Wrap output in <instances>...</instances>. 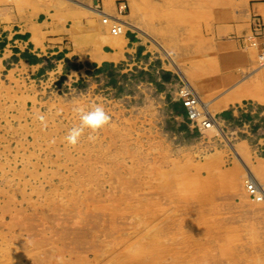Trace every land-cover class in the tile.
<instances>
[{
	"label": "rangeland",
	"instance_id": "rangeland-1",
	"mask_svg": "<svg viewBox=\"0 0 264 264\" xmlns=\"http://www.w3.org/2000/svg\"><path fill=\"white\" fill-rule=\"evenodd\" d=\"M59 1L80 13L67 27L86 19L88 48L101 16L84 3L132 25L115 61L48 52L37 70L0 52V264H264V202L244 187L245 164L264 186V101L252 97L264 70L251 55L264 53V0ZM184 77L220 131L188 115ZM92 104L110 122L69 146L74 107Z\"/></svg>",
	"mask_w": 264,
	"mask_h": 264
},
{
	"label": "crops",
	"instance_id": "crops-1",
	"mask_svg": "<svg viewBox=\"0 0 264 264\" xmlns=\"http://www.w3.org/2000/svg\"><path fill=\"white\" fill-rule=\"evenodd\" d=\"M254 9L264 14V3L256 5ZM68 13H73V16L79 14L73 8L63 10L59 0H35L31 7L23 6L18 0H0V52L3 50L5 54H9L12 64L21 63L23 57L31 56L32 62L27 63V66L37 67V70L43 67V56L48 52L57 53V56L71 54L78 58L85 54L86 58L93 57L96 62L115 61L114 59L122 58L125 52L121 50V45L105 41L101 37L98 39V46L88 48L86 39L79 36V33L86 31L80 25L84 20L81 23L77 22V28L80 26L78 31H72L64 24ZM62 27L64 29H61ZM77 34L80 39L75 37ZM78 45L80 48H77ZM103 56L111 57L107 59ZM99 57H103L101 61L98 60Z\"/></svg>",
	"mask_w": 264,
	"mask_h": 264
},
{
	"label": "bare ground",
	"instance_id": "bare-ground-1",
	"mask_svg": "<svg viewBox=\"0 0 264 264\" xmlns=\"http://www.w3.org/2000/svg\"><path fill=\"white\" fill-rule=\"evenodd\" d=\"M37 1H40V0H37ZM203 1V0H202ZM105 2H106V0H105ZM82 3V2H81ZM83 4V3H82ZM92 4V3H91ZM107 5V2L106 3H104V5ZM58 5V4H57ZM84 5H85V7L86 8H88L89 10H91L93 13H95V14H97V15H99V16H101V22L99 21V19L98 20H96L95 18V22H94V28H95V31L96 32H98V35H99V38L101 37L103 40H105V41H110V42H113L114 44H117V45H121V43H122V39L120 38V36L121 35H125V27L126 26H128V25H132V24H130V23H128V22H126L125 20H123V19H121V18H119L120 20L119 21H121L120 23L123 25V31H121V32H119V33H113L112 32V28L109 26V24H108V22H106V21H104V18L106 17L107 18V20H112L113 21V23H115L116 22V20H114L116 17L114 16V15H112V14H110V13H108V12H106L102 7H101V4L99 5V7L98 6H96L95 5V3L93 4V5H90V4H88V3H84ZM12 6V5H11ZM54 6H55V4H54ZM104 7V6H103ZM118 7H119V5H118ZM125 7H126V4H125ZM68 8L69 7H67V10H68ZM118 9V8H117ZM70 10V9H69ZM31 11V10H30ZM62 11V10H61ZM109 11V10H108ZM67 12V11H66ZM68 12H70V11H68ZM63 13V12H62ZM256 13V12H255ZM29 14V13H28ZM31 14V13H30ZM55 14H56V12H55ZM73 14V13H72ZM80 14V13H79ZM119 13H117V15H118ZM58 15V14H57ZM60 15V14H59ZM68 15H70L69 13H68ZM67 15V17H69ZM19 16V15H18ZM59 16H57V18H58ZM63 17H65V16H63ZM62 17V18H63ZM81 17H82V15H81ZM259 17V16H258ZM61 18V17H60ZM72 18V17H71ZM76 18H77V16H76ZM90 18V17H89ZM88 17H87V20L89 19ZM118 18V17H117ZM252 18V17H251ZM256 18V17H255ZM59 19V18H58ZM54 20H56V19H54ZM77 20V19H76ZM84 20H86V19H84ZM139 20H141L140 18H139ZM58 21V20H57ZM65 21V20H64ZM91 20H89V22H90ZM60 22V21H59ZM66 22V21H65ZM77 22V21H76ZM142 22V21H141ZM148 22H149V20H148ZM253 22H254V20H253ZM260 22V21H259ZM63 23V22H62ZM83 24H84V22H82ZM82 23H81V25H82ZM86 23V22H85ZM256 23V22H255ZM59 25V24H58ZM60 25H61V23H60ZM149 24H147V26H148ZM62 26V25H61ZM63 26H64V24H63ZM66 26V25H65ZM90 26V25H89ZM104 26H108L109 27V32H110V34L109 33H107V29L104 27ZM150 26V25H149ZM148 26V27H149ZM259 26V25H258ZM75 27V26H74ZM73 27V28H74ZM82 27V26H81ZM79 28H80V26H79ZM236 28V27H235ZM256 28V27H255ZM61 29H64L63 27L61 28ZM75 30H76V28H74ZM153 29V28H152ZM160 29V28H159ZM233 29H234V27H233ZM71 30H72V28H71ZM74 30V31H75ZM164 30V29H163ZM262 30H264V29H262ZM73 31V30H72ZM154 31V30H153ZM73 33V32H72ZM85 33V32H84ZM233 33H234V31H233ZM79 34H81V33H79ZM83 34V33H82ZM251 34H253V33H251ZM71 35V34H70ZM69 35V36H70ZM78 36V34L75 36L76 38H78L77 37ZM88 37V36H87ZM74 38V37H73ZM247 38V37H246ZM78 39H80V38H78ZM82 39V38H81ZM239 39V38H238ZM83 40V39H82ZM249 40V39H248ZM241 41V40H240ZM251 41V40H250ZM79 42H81L80 40H79ZM83 42H84V40H83ZM86 42V41H85ZM84 42V43H85ZM228 42V41H227ZM232 42V41H231ZM233 42H235V41H233ZM230 43V42H229ZM79 45H80V43H78ZM92 44V43H91ZM232 44V43H231ZM235 44V43H234ZM261 44V43H260ZM264 44V43H263ZM79 45H78V47L77 48H80L79 47ZM89 45V44H88ZM75 46V45H74ZM91 46V45H90ZM222 46H223V44H222ZM226 46V45H225ZM229 46V45H228ZM234 46V45H233ZM83 47V46H82ZM162 47V46H161ZM254 47H256V46H254ZM263 47V46H262ZM76 48V47H75ZM75 48H74V50H75ZM76 48V49H77ZM227 48V47H226ZM229 48V47H228ZM163 49V48H162ZM259 49V48H258ZM78 50V49H77ZM80 50V49H79ZM163 50H165V49H163ZM261 50V49H260ZM166 51V50H165ZM233 52V51H232ZM229 53V52H228ZM234 53V52H233ZM258 53V52H257ZM166 54H167V52H166ZM165 54V55H166ZM223 54V53H222ZM224 55V54H223ZM226 55V54H225ZM230 55V54H229ZM228 55V56H229ZM251 55H254V56H256L257 55V60H258V68H260L261 69V71L262 70H264V53L263 52H259L258 54H256V52H254V53H252L251 52ZM111 56H112V54H111ZM111 56H103V57H107V59L108 58H110ZM170 56V55H169ZM103 57H101V58H103ZM113 57H115V56H113ZM173 57V56H172ZM97 58V57H96ZM100 57L98 58V60H100L101 59ZM88 59H90V58H88ZM92 59H94L93 57H92ZM171 60L170 61H172V63L175 65V67H176V69L180 72V74L181 75H183L184 76V74H183V71L180 69V67H179V65L175 62V61H173L172 60V58H170ZM96 60V59H95ZM223 60H225V59H223ZM101 61V60H100ZM225 64V63H224ZM206 65V64H205ZM254 68H256V65L254 66ZM252 69H253V67H252ZM251 70V69H250ZM254 70V69H253ZM249 71V70H248ZM260 72V71H259ZM188 73H191V72H188ZM199 73V72H198ZM249 73H250V71H249ZM254 73V72H253ZM258 73V72H257ZM255 74V73H254ZM190 75V74H189ZM231 76V75H230ZM246 76V75H245ZM257 76V75H256ZM239 77V76H238ZM184 79H185V77H184ZM260 79V78H259ZM193 81V80H192ZM184 84V83H183ZM194 84V83H193ZM184 87H186V88H188V89H190L191 91H193L194 93H195V95L197 96V98H198V106L200 107V113H201V115H200V117H202V116H207V115H211V112L209 111V109H208V103L207 102H204L202 99H201V97L199 96V94L197 93V91H196V89L194 88V86L190 83V81H188L187 79H185V85H184ZM197 88V87H196ZM200 89V88H199ZM260 91V90H259ZM181 92V91H180ZM192 92V93H193ZM257 94H253L252 93V97L254 98V99H257V100H260V101H264V96L262 95V94H260L259 92H256ZM242 96H243V94H228V95H226L224 98H222V100L220 101L221 102V105L222 106H227V105H229L230 103H232V102H236V101H238V100H240L241 98H242ZM250 97V96H249ZM248 97V98H249ZM253 100V99H252ZM215 116V115H214ZM200 117H198L199 119H200ZM210 117V118H209ZM209 117H207V118H209L208 120H206V122L205 123H200L201 124V127H203V128H215V129H217V130H219L220 131V126H219V124H218V122H217V120L215 119V118H213L212 116H209ZM208 121H209V123H208ZM192 122V121H191ZM197 123V122H196ZM199 127V126H198ZM232 147H233V150H234V152H235V154H236V156L239 158V159H241V156H240V154L237 152V150H236V148L233 146V145H231ZM242 161V160H241ZM245 166H246V176L244 177V187H245V190H246V192L249 194V193H251L250 191V187H249V182L251 181V183H252V185L255 187V189H254V192H255V194H256V196H255V198H254V200H256V201H260V202H264V186L257 180V178H256V176L253 174V172H252V170L245 164Z\"/></svg>",
	"mask_w": 264,
	"mask_h": 264
},
{
	"label": "clouds",
	"instance_id": "clouds-1",
	"mask_svg": "<svg viewBox=\"0 0 264 264\" xmlns=\"http://www.w3.org/2000/svg\"><path fill=\"white\" fill-rule=\"evenodd\" d=\"M73 111L78 117V123L72 126L64 137V141L69 146H76L86 131L89 132L88 139L90 141L95 140L96 137L93 134L106 126L111 120L102 104H92L89 107L76 106ZM37 119L42 126H47L44 115H39Z\"/></svg>",
	"mask_w": 264,
	"mask_h": 264
},
{
	"label": "built area",
	"instance_id": "built-area-1",
	"mask_svg": "<svg viewBox=\"0 0 264 264\" xmlns=\"http://www.w3.org/2000/svg\"><path fill=\"white\" fill-rule=\"evenodd\" d=\"M95 5L99 7L100 3L99 1H96L95 2ZM125 8V4L124 3H120L119 4V10L120 12L123 11ZM116 18L114 20H116L115 23L112 24V32L113 33H119L121 31H123V25L120 23L121 21H119V17L118 16H115ZM118 17V18H117ZM107 18L105 17L104 18V21H106ZM181 97L183 99V104L184 106L186 107L187 109V112H188V115L193 119L195 120L196 122H198L199 124L200 123H205L206 120H208L209 118H205L204 116L200 117L201 113H200V107L198 106L199 102H198V98L195 94H193L191 92L190 89L184 87L181 92ZM200 117V119L198 118ZM209 123V121H208ZM201 125V124H200ZM249 187H250V194L253 195L254 197L256 196L255 192H254V189L255 187L252 185L251 181L249 182Z\"/></svg>",
	"mask_w": 264,
	"mask_h": 264
}]
</instances>
